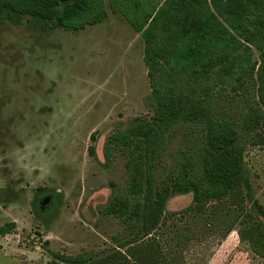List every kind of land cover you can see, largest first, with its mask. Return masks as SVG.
<instances>
[{"label":"rangeland","instance_id":"obj_1","mask_svg":"<svg viewBox=\"0 0 264 264\" xmlns=\"http://www.w3.org/2000/svg\"><path fill=\"white\" fill-rule=\"evenodd\" d=\"M164 1L117 0L112 8L104 0L106 18L77 32H42L26 18L0 23V227L15 225L0 235V264H95L140 243L158 247L153 264H264V222L242 186L200 204L191 193L170 195L147 236L141 198L131 199L135 214L104 212L129 180L124 152L106 151L109 137L157 111L145 44L132 23ZM238 40L248 47L234 52L231 75L216 67L194 77L173 58L160 90L205 99L218 120L237 122L256 109L264 131V37ZM203 134L201 123H179L164 135L151 161L154 184L197 161ZM244 144L251 192L264 209V141Z\"/></svg>","mask_w":264,"mask_h":264},{"label":"trees","instance_id":"obj_2","mask_svg":"<svg viewBox=\"0 0 264 264\" xmlns=\"http://www.w3.org/2000/svg\"><path fill=\"white\" fill-rule=\"evenodd\" d=\"M116 2L109 0L110 7ZM23 18L42 32L55 29L77 32L101 23L106 18V4L104 0H0V23L19 25ZM132 26L142 34L145 44L143 59L156 94L157 111L151 119H136L125 131L109 137L106 151L112 145L124 152L129 180L125 194L112 197L104 212L135 214L131 199L141 198L139 215L143 235L147 236L164 214L170 195L191 193L192 202L200 204L221 200L242 186L253 211L264 222V209L253 198L245 166L244 143L255 145L264 141L259 112L251 109L237 122L218 120L205 99L179 88L160 90L162 75L166 67H171L173 58L182 68L191 69L194 77L207 78L216 67L226 76L231 75L236 61L234 52L248 47L238 38L251 44L264 37V0H165L157 11L143 13ZM259 79L262 91L259 102L264 106V68ZM179 123L204 125L200 154L182 174L157 186L151 161L164 135ZM252 133L255 138L250 137ZM14 226L10 223L0 227V235L8 234ZM142 245L129 248L127 256L115 252L97 261L153 264L154 257L159 255L158 247ZM119 257L121 262H117ZM66 263L74 262L69 259Z\"/></svg>","mask_w":264,"mask_h":264}]
</instances>
